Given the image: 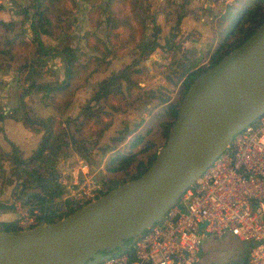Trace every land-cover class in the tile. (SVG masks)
<instances>
[{
	"label": "trees",
	"instance_id": "1",
	"mask_svg": "<svg viewBox=\"0 0 264 264\" xmlns=\"http://www.w3.org/2000/svg\"><path fill=\"white\" fill-rule=\"evenodd\" d=\"M107 1L110 2L111 0ZM12 2L16 6L21 19L19 22L0 21V71L6 72L13 70L17 74V78L24 76L23 81L27 82L28 88L23 90L21 99L26 97L32 90L43 92L47 95L46 98L51 99L52 103H55L54 109L62 114L72 103V97L75 91L81 87V85L76 84V81L84 75L82 72H86L90 65L93 68L92 72L96 71L99 65H103V61L98 57H94L89 58L84 63L80 62V59L85 54L79 53L78 48L71 45V39L67 35L69 29L68 19L63 18L60 14L61 11L65 10V0H32L26 5L17 4V0H12ZM142 3L140 0H132L133 12L130 15H134L133 17H135V14L139 13L136 11L143 8ZM238 3L248 6H241L240 14H232L231 10L234 8L233 6ZM187 4L188 0H185V2L177 5L178 10L175 11L176 15L174 17L173 28L165 41V46L168 48L172 46L176 35L173 31L179 29L182 18L187 15ZM233 6L229 7L225 14L217 20V24L221 26V34L224 38L213 52L207 68L219 62L264 23V0L240 1ZM108 13L104 21L106 22L108 32H111L118 26H132L130 25L132 21V19L130 20V15L119 18L114 12L109 11ZM27 22L28 28L25 27V23ZM100 22L99 19L96 21V24L98 25ZM151 24L153 25L152 36L146 42L141 41V44H139L141 54L133 64H139L145 61L157 48H162L157 42L156 36L160 32V29L156 25L154 18L151 19ZM43 36L54 41V45L49 46L45 44L42 39ZM110 53H112L111 50L106 48L105 54ZM53 57H61L63 59L65 64L64 79L53 83H37L36 78L42 76L43 70L46 68V59ZM195 65V63H190L186 68L182 67L184 69L182 70L183 74L181 76H185L186 78L182 83L183 89L179 102H169L168 104H165V100H160L159 102L161 109L155 115V118L160 131L159 136L163 139L162 145H164L169 129L176 118L183 95L193 80L207 69H196ZM130 66H123L120 71L112 72L108 77L101 80L94 90L93 95L81 106L79 115L73 120L66 118L63 123L61 118L56 119L55 116H50L45 119L42 117L35 118L36 116L34 117L33 111L24 102H21L18 108L12 111L10 110L11 112L9 111L8 116L17 122H21L29 131L36 133L42 131L43 133L36 149L28 158H23L19 149L12 143H10V152H4L0 147V157L9 160L10 165L13 166L12 175L18 181V184H20L18 189H16V194H19L18 198L25 204L37 207L41 212V218L45 219L47 223H54L68 215L66 212H61L62 206L60 207L58 202V199L64 193V188L59 182L58 169L56 167L59 156L62 152L66 154L67 150L71 151L69 153L77 154L81 157H86L89 152L87 148L90 142L89 138H86L85 147L80 143L77 148L79 142L77 139H80V137L76 136L74 138L71 132L69 134V125L71 123L78 124L77 129L80 130L79 135L84 137L80 134L82 129L85 125L89 124L92 118L98 117L99 112L102 113L104 109L101 106L108 105L113 110H119V106L113 104L112 101L123 102L126 101V98L132 97L131 86L133 82L130 80L128 71ZM88 76L84 75L87 78ZM83 81L86 82V79ZM123 84L126 86H123ZM58 98L64 99L61 105L57 103ZM93 105L101 106L94 108ZM4 118L5 114L4 110H2L0 111V121H3ZM100 118H97V120L101 121ZM100 121H96V123ZM110 125L111 120L106 123H101V126L93 133L95 139H100L105 131L109 129ZM131 134L130 131L124 129L118 132L117 137H111L110 141L113 145H119ZM141 143L142 138L140 135L135 136L131 146L134 147ZM144 143L146 142L144 141ZM72 145L76 150L72 149ZM108 147L107 145L104 148L108 149ZM151 148V144H145L144 148L139 152L148 153ZM83 149L84 152H81ZM157 151V149H153L145 160L133 152L127 154L122 159L118 156L111 158L112 166L107 171L109 173L123 172L125 175L128 174L129 177L121 182L110 181L104 193L140 177L153 162ZM3 177L4 172L0 170V180ZM0 209L4 212H9L13 209V206L0 204ZM0 231L17 232L18 230L15 222L0 221Z\"/></svg>",
	"mask_w": 264,
	"mask_h": 264
},
{
	"label": "water",
	"instance_id": "2",
	"mask_svg": "<svg viewBox=\"0 0 264 264\" xmlns=\"http://www.w3.org/2000/svg\"><path fill=\"white\" fill-rule=\"evenodd\" d=\"M263 112L264 23L193 80L140 177L54 223L0 231V264H97L115 248L129 250V240L160 221L233 135Z\"/></svg>",
	"mask_w": 264,
	"mask_h": 264
},
{
	"label": "rangeland",
	"instance_id": "3",
	"mask_svg": "<svg viewBox=\"0 0 264 264\" xmlns=\"http://www.w3.org/2000/svg\"><path fill=\"white\" fill-rule=\"evenodd\" d=\"M98 1L99 0H65V10L60 12V14H65L71 21L67 31V35H69L71 39V45L79 47L87 56L97 55L99 56L98 58L103 61V65H99L98 69L92 74H89L88 78L82 75L77 79L76 84L81 85V87L73 94V100L70 106L60 114L54 109L55 103H52L51 99L46 98L47 95L35 90H32L26 97L21 99L20 97L23 90L28 88L27 82L23 81L24 76L17 78V74L12 70L10 71V78L0 79V111H6V114H4L8 116L13 109L18 108L19 104L24 102V104L33 111L34 117L36 116L35 118L41 117L39 111L47 107L48 113L50 114L47 117L55 116L56 119L61 118L63 123L66 118L73 120L79 115L81 106L90 99L101 80L108 77L114 71H120L123 66H130L131 64L128 71L130 80L133 82L131 86L132 97L126 98V101L123 102H118L116 100L112 101L113 104L119 106V110H113L108 105H98L104 110L102 113H98V117L92 118L89 124L84 126L80 133L84 137L79 135L80 130L77 129L78 124L71 123L68 129L69 134L71 132L74 138H76V136L80 137V139H77V141H79L77 148L80 143L85 147L86 138H89L90 142L87 147L89 151L87 153L88 155L86 157H81L80 155L69 153L71 151L67 150L66 154L65 152L61 153L56 163L59 182L60 179H64L65 174L68 173L69 170H72V168L76 167L79 163H87L94 168L102 167V171L104 172L101 173V171L98 173L97 178L100 179L102 188L105 191L110 181L121 182L129 177L128 174L125 175L123 172L109 173V171H107V169L112 166L111 158L118 156L122 159L127 154L133 152L137 153L145 160L153 149L158 150L159 147H161L163 139L159 136L160 131L155 118V115L158 114L161 109L160 100H165V104L169 102H179L183 89L182 83L186 78L185 76H181V74H183L182 70L186 68L187 65L189 66L190 63H195L196 69L207 68L210 64L213 52L223 40L224 36L221 34V26L217 24V20L220 18L218 16L220 14L219 10L211 15L207 14L206 11L201 12V14L193 12V16L191 17L196 23L200 24L201 32L196 31V33H192L191 30H189L185 31V34H181L180 29L173 31L176 35L172 42V46L168 48L165 46V41L173 28L174 17L176 15L175 11L178 10V7L171 6L173 4L171 2L159 6L148 0H145L143 8L140 10L135 9L137 10L136 12H139L135 14V17L129 14L130 20L132 19L130 23L132 26H128V28L121 26L111 32H107L103 24L100 28L95 29L91 27V23L95 24L102 14V11L97 8V6H100ZM8 3L13 4L12 0H9ZM101 6H103V3H101ZM241 6L247 7L248 5L238 3L233 6L234 8H232L231 13L235 15L240 14ZM125 8L126 7L116 5L115 10H118L119 14L121 13L125 16L129 12V9L127 10V8ZM228 9L229 7L225 12ZM15 10H17V8ZM131 12L133 11L130 10V13ZM225 12L223 14H225ZM67 13H69V15H67ZM9 16H11V14H9ZM209 16L210 19H208ZM152 18H154L155 23L157 22L161 27L156 37L158 44H160L162 48H157L145 61L139 64H133L141 54V50L139 49L141 41L146 42L150 40L152 36ZM88 21H91V23ZM233 40L231 41L233 42ZM103 46L112 48L114 53L105 54ZM87 56H84V58L87 59ZM160 57L162 60L158 62L156 58ZM130 72H132L131 75ZM85 79L86 82L83 81ZM58 81L59 78L57 76H38L36 78L37 83H53ZM123 86L126 85L123 84ZM26 101L29 104H26ZM63 101L64 99H57V103L60 105ZM33 105H37L38 110L35 109ZM93 106L94 108L98 107L95 105ZM47 117L45 116L42 118L45 119ZM99 117H101V121L97 120ZM110 120L111 125L108 132L105 131L106 133H104L100 139L96 140L93 134L94 131L101 126V123H106ZM96 121L100 122L96 123ZM124 129L130 131L132 134L129 135L123 143L113 145L110 138L117 137L118 132ZM139 135L142 138V143L132 147L133 138ZM144 141L146 143H144ZM145 144H151L152 148L148 153H140L139 151L144 148ZM107 145L113 147H110V150L109 147L105 149L104 147ZM72 149L76 150L73 145ZM81 152H84V149L81 150ZM12 168L13 166L10 165L9 160L0 157V170L4 172V177L0 180V204L6 206L11 205V202L18 199L16 189H18L20 184L14 179ZM19 201L22 202L21 199H19ZM59 206L61 207L62 203L60 204L59 202ZM1 214H5V216L3 215V219H10L12 214L14 215V208L9 212H4L0 209V215ZM0 218H2V216H0ZM131 242L132 241L129 240L128 243L131 244ZM248 249L249 245L247 243L239 242L231 236H226L220 240L208 237V239L202 242L200 262L198 264H239V262L242 261L243 255L247 254ZM121 252V248H115L111 254L118 255Z\"/></svg>",
	"mask_w": 264,
	"mask_h": 264
},
{
	"label": "built area",
	"instance_id": "4",
	"mask_svg": "<svg viewBox=\"0 0 264 264\" xmlns=\"http://www.w3.org/2000/svg\"><path fill=\"white\" fill-rule=\"evenodd\" d=\"M240 1L246 0H212L211 4L221 17ZM101 171L102 167L79 163L60 179L61 212L71 214L104 193L97 178ZM11 205L18 231L42 221L37 207L18 199ZM226 236L249 245L239 264H264V112L233 135L162 219L131 242L129 250L110 254L97 264H198L202 242Z\"/></svg>",
	"mask_w": 264,
	"mask_h": 264
},
{
	"label": "crops",
	"instance_id": "5",
	"mask_svg": "<svg viewBox=\"0 0 264 264\" xmlns=\"http://www.w3.org/2000/svg\"><path fill=\"white\" fill-rule=\"evenodd\" d=\"M30 1H32V0H26V1L17 0L18 4H20V5H26ZM99 1H98V4H100V6H97V8H99V10L102 11V14L100 16L101 22L97 25L96 22H95V24H93V23H91V21H88L89 23H91V27H93L95 29L100 28L101 25L104 24L105 30H107V25H106V22H104V21L106 19L105 17L109 14L108 13L109 11L114 12L119 18L128 17L129 14H131L130 10H132V7H133L131 5L132 0H125V1H123V0H111L110 1L111 3L108 2L107 0H99ZM140 1L143 2L142 4L145 3V0H140ZM148 1L153 2L159 6H162V5L166 4L167 2L173 3L171 6H173V5L177 6L178 4L185 2V0H148ZM211 1L212 0H198V1L188 0V4L186 7L187 15L184 18H182L180 25H179V29L181 30V34H185L186 33L185 31H189V30H191L192 33H196V31L201 32L200 24L196 23L191 16H193L192 15L193 12H195L197 14H201V12L206 11L207 14H209V15L215 13L218 10V7L213 6L211 4ZM8 2H9V0H3L0 2V21L19 22L21 18L19 17L17 10H15L16 9V7H14L15 5L12 3L10 4ZM101 3H103V6H101ZM108 5H109V8H108ZM116 5H120L121 7H126L127 10L129 9V12L125 16L121 13H120L121 14L120 15L118 10H115ZM104 9H106V10H104ZM9 14H11V16H9ZM61 15L63 16V18L68 19V22L71 23V21L69 20V18L67 16H65V14H61ZM208 19H210V16L208 17ZM25 24H26L25 27L28 28V22ZM156 25L159 27V29H161L160 25L157 22H156ZM120 27L121 26H118L117 28H120ZM122 27L128 28V26H122ZM107 32H108V30H107ZM68 37H69V35H68ZM42 39L45 42V44H47L49 46L54 45V41H52L48 37L43 36ZM74 47H77V46H74ZM77 48L79 50V53L85 54V52L83 50H81L79 47H77ZM106 48H108V47L103 46L104 53H105ZM108 49L114 53V50H112V48H108ZM85 56H87V55L85 54ZM94 57H99V56H97V55L96 56H93V55L87 56L86 57L87 59H85L83 56L82 59H80V62L84 63V62L88 61L89 58H94ZM156 60L158 62H160V60H162V59L160 57V58H156ZM46 62H47V65H46V68H44V70H43L42 76H44V77L57 76L59 78V81H62L65 77V64H64L63 59L61 57H53V58L46 59ZM92 70H93L92 65H90L88 67V69L86 70V72L83 71L82 73L84 75H89L90 72H92ZM7 72H9V73H7ZM7 72H1L0 71V79L1 78H10L11 72L10 71H7ZM114 72H116V71H114ZM5 73H7V74H5ZM26 104H29V103L26 101ZM34 106L35 105H33V107ZM44 108L45 109L39 111V114H41V117H45V116L47 117L48 115H50L48 113L47 107H44ZM35 109L38 110L37 105L35 106ZM4 113L6 114V111ZM46 113H48V114H46ZM108 130H107V132H108ZM41 132L40 133L31 132L21 122H17L15 120H13L11 117L5 115L4 120L0 121V147L4 151L9 152L10 151L9 145H10V143H12L19 149L23 158H28L33 153V151L36 149V147L39 143V140L43 134ZM17 196H19V194H17ZM18 200H19V198H18ZM3 215L5 216V214L0 215V216H2V218H0V221L15 222V219H16L15 213H14V215L12 214V217L10 219H3V217H4ZM245 255H243V257H245ZM243 257H242V259H243Z\"/></svg>",
	"mask_w": 264,
	"mask_h": 264
}]
</instances>
